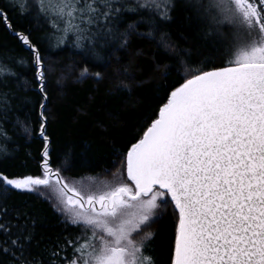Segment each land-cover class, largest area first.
Returning a JSON list of instances; mask_svg holds the SVG:
<instances>
[{"label": "snow or ice", "instance_id": "6c2138e0", "mask_svg": "<svg viewBox=\"0 0 264 264\" xmlns=\"http://www.w3.org/2000/svg\"><path fill=\"white\" fill-rule=\"evenodd\" d=\"M175 7L176 0H0V23L31 52L27 61L0 59V264H161L152 226L169 206L167 264H264V0H189L206 24L205 39L229 41L220 65L209 53L192 61L190 50H177L162 30ZM10 13L42 20L59 34L58 44L73 36L86 57L78 80L103 79L88 65L107 66L137 37H158L177 56L182 82L128 147L112 181L77 184L54 166L47 91L54 69L31 30H17ZM18 65L30 66L32 78H22ZM30 89L39 96L28 109L35 117H15L11 127L13 134L38 135L40 161L35 171H13L3 166L15 151L6 125L29 103ZM14 192L42 196L79 234L41 241L34 214L10 207Z\"/></svg>", "mask_w": 264, "mask_h": 264}, {"label": "trees", "instance_id": "16d2710c", "mask_svg": "<svg viewBox=\"0 0 264 264\" xmlns=\"http://www.w3.org/2000/svg\"><path fill=\"white\" fill-rule=\"evenodd\" d=\"M202 2L207 4L210 1ZM10 17L17 30H31L33 41L41 49L46 64L54 69L49 73L47 87L48 133L54 166L64 167L66 170L62 175L68 180L102 178L112 173L117 165L124 162L128 147L142 135L146 123L155 118L160 103L173 84L182 82L184 68L177 62V56L159 46L158 37L156 40L137 37L129 48L112 56L106 62L107 66H95L98 62L88 65L91 71L101 72L103 79L78 80L79 67L85 64L86 57L75 46L73 36L58 44L59 34H54L42 20L22 18L15 13H10ZM205 28V22L197 19L190 9L189 0H176L172 19L165 22L162 30L168 33L177 50L191 51L192 61L202 59L201 53H209L214 63L220 65L227 59L225 49L229 41L219 35L213 38L216 43L206 40ZM140 30L145 29L142 27ZM220 31L226 36L230 29L224 26ZM10 57H23L27 61L31 52L0 23V59ZM165 66L166 76L163 74ZM15 70L21 72L22 78H32V69L28 65H18ZM122 82L130 89L123 87ZM27 98L29 103L24 108H16L13 119L6 125L9 134L13 135L9 149L15 151L3 166L13 171H35L40 161L42 141L38 135L28 138L20 129L13 134L11 127L15 117L21 120L26 115L35 117V112L29 113L28 109L32 107L31 101L39 99L38 93L30 89ZM8 203L13 210L34 214L35 231L43 242L65 236L71 239L79 234V229L62 222L63 218L42 196L14 192ZM172 220V208L169 206L163 219L153 225L157 233L154 249L161 264L168 262Z\"/></svg>", "mask_w": 264, "mask_h": 264}, {"label": "rangeland", "instance_id": "374dc122", "mask_svg": "<svg viewBox=\"0 0 264 264\" xmlns=\"http://www.w3.org/2000/svg\"><path fill=\"white\" fill-rule=\"evenodd\" d=\"M210 1V0H209ZM123 163L121 162L119 165L115 167V169L112 171L110 174H106L102 178H87V179H82V180H69L71 182H76L77 184L79 183H87L89 180H96V181H112L113 180V174L117 173L118 170H123L122 169ZM124 178L126 179V171L124 173ZM52 204V203H51ZM153 227V226H152Z\"/></svg>", "mask_w": 264, "mask_h": 264}]
</instances>
